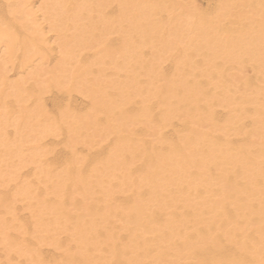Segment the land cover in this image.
Wrapping results in <instances>:
<instances>
[{"label":"bare ground","instance_id":"1","mask_svg":"<svg viewBox=\"0 0 264 264\" xmlns=\"http://www.w3.org/2000/svg\"><path fill=\"white\" fill-rule=\"evenodd\" d=\"M207 1L0 0L3 264H264V0Z\"/></svg>","mask_w":264,"mask_h":264},{"label":"rangeland","instance_id":"2","mask_svg":"<svg viewBox=\"0 0 264 264\" xmlns=\"http://www.w3.org/2000/svg\"><path fill=\"white\" fill-rule=\"evenodd\" d=\"M202 9L204 11H210V6H209V3L207 0H202ZM54 53V52H53ZM168 64V63H166ZM165 64V65H166ZM168 67V66H167ZM73 98L71 99L70 101V105L69 106H65V104L68 103L67 100H62V99H59L60 103H62L61 107L60 108H57V98H52L53 95L52 94H48L46 95V100H45V109L46 111L52 113V115L54 117H58L59 114H60V111H68L69 113H71L73 116L72 117H76L78 115H80L85 109H86V105H85V99L77 94V93H73ZM87 103V102H86ZM65 142V136L64 135H60V136H49L47 139H44V141L42 142L43 143V148L45 150V148L47 149H52L54 151H56L57 153H54V154H45L44 158L42 159H45V157H47L46 159H53L55 156L58 160H60L59 162L62 164L63 161H61V159H64L65 158V154H64V151L62 150L64 145L63 143ZM80 148V146H79ZM63 151V152H62ZM84 155H87V152L85 153H81V156H84ZM95 157L94 156V161H95ZM30 171L31 169L30 168H24L22 170V174L26 173L27 171ZM13 184V183H12ZM4 194V193H3ZM18 205H20V202L18 203ZM21 207V206H19ZM21 218L23 219V222L26 221L28 218V213L27 211H21ZM32 230V229H30ZM1 240V239H0ZM29 244L30 246H32L33 248L34 247H37L36 243L32 242L31 240H29ZM5 250H6V246L1 242L0 243V264H3L5 261H6V253H5ZM45 255H47V253H49L48 251L50 252H53L52 249L50 247H46L44 246L43 247V250H42ZM16 264L18 263H23V258H21L20 256H17L15 258V261H14Z\"/></svg>","mask_w":264,"mask_h":264}]
</instances>
